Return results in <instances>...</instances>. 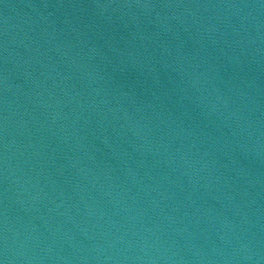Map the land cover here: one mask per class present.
Segmentation results:
<instances>
[{
	"label": "water",
	"instance_id": "water-1",
	"mask_svg": "<svg viewBox=\"0 0 264 264\" xmlns=\"http://www.w3.org/2000/svg\"><path fill=\"white\" fill-rule=\"evenodd\" d=\"M0 264H264V0H0Z\"/></svg>",
	"mask_w": 264,
	"mask_h": 264
}]
</instances>
